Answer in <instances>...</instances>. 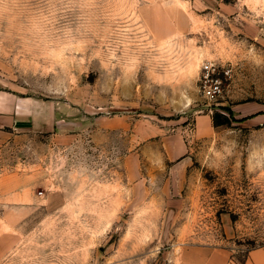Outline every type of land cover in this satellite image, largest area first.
Masks as SVG:
<instances>
[{
	"label": "rangeland",
	"instance_id": "obj_1",
	"mask_svg": "<svg viewBox=\"0 0 264 264\" xmlns=\"http://www.w3.org/2000/svg\"><path fill=\"white\" fill-rule=\"evenodd\" d=\"M207 61L231 68L213 99ZM13 95L57 115L0 126V174L36 196L0 204V264H245L264 246V0H0Z\"/></svg>",
	"mask_w": 264,
	"mask_h": 264
},
{
	"label": "crops",
	"instance_id": "obj_2",
	"mask_svg": "<svg viewBox=\"0 0 264 264\" xmlns=\"http://www.w3.org/2000/svg\"><path fill=\"white\" fill-rule=\"evenodd\" d=\"M9 96V95H7ZM57 106L52 101H46L37 97L13 95L7 100L0 101V126L18 127V124H29L32 129L43 131L50 130L55 126ZM168 153L171 154L172 148L166 144ZM18 174V173H17ZM22 174H0V204L6 206L7 211L20 212L24 206L23 202H35V194L29 193L24 199L22 189L10 188V180H21ZM209 247L202 249L205 260L215 258L217 252ZM251 256L245 264H264V246L255 248L250 252ZM3 253L0 250V259Z\"/></svg>",
	"mask_w": 264,
	"mask_h": 264
},
{
	"label": "built area",
	"instance_id": "obj_3",
	"mask_svg": "<svg viewBox=\"0 0 264 264\" xmlns=\"http://www.w3.org/2000/svg\"><path fill=\"white\" fill-rule=\"evenodd\" d=\"M230 67L207 61L202 68L200 83L203 94L213 99L223 91V75L229 74Z\"/></svg>",
	"mask_w": 264,
	"mask_h": 264
},
{
	"label": "trees",
	"instance_id": "obj_4",
	"mask_svg": "<svg viewBox=\"0 0 264 264\" xmlns=\"http://www.w3.org/2000/svg\"><path fill=\"white\" fill-rule=\"evenodd\" d=\"M217 116L218 117L220 116L219 113H218V115L214 116V118L217 117ZM225 120H227V119L218 118L217 121H216V123H223V122H225Z\"/></svg>",
	"mask_w": 264,
	"mask_h": 264
}]
</instances>
